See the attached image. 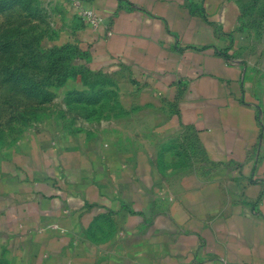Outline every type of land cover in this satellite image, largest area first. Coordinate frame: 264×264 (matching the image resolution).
Here are the masks:
<instances>
[{"label":"crops","instance_id":"1","mask_svg":"<svg viewBox=\"0 0 264 264\" xmlns=\"http://www.w3.org/2000/svg\"><path fill=\"white\" fill-rule=\"evenodd\" d=\"M53 1L70 113L0 155V264H264L247 2Z\"/></svg>","mask_w":264,"mask_h":264},{"label":"rangeland","instance_id":"2","mask_svg":"<svg viewBox=\"0 0 264 264\" xmlns=\"http://www.w3.org/2000/svg\"><path fill=\"white\" fill-rule=\"evenodd\" d=\"M247 2L243 61L264 84V0ZM53 0H0V155L70 111L59 95L69 56L56 53ZM57 54V55H56ZM59 56V57H58ZM63 59L60 61V59ZM67 98V97H66Z\"/></svg>","mask_w":264,"mask_h":264},{"label":"built area","instance_id":"3","mask_svg":"<svg viewBox=\"0 0 264 264\" xmlns=\"http://www.w3.org/2000/svg\"><path fill=\"white\" fill-rule=\"evenodd\" d=\"M81 15L85 19L86 23L92 27L97 28V26L102 22V18L96 14L92 8H81ZM108 35H111V31H108Z\"/></svg>","mask_w":264,"mask_h":264}]
</instances>
